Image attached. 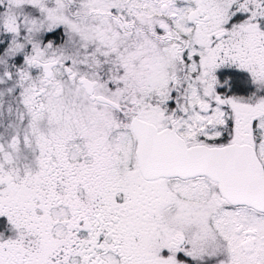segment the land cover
Returning <instances> with one entry per match:
<instances>
[{
	"label": "snow or ice",
	"instance_id": "6c2138e0",
	"mask_svg": "<svg viewBox=\"0 0 264 264\" xmlns=\"http://www.w3.org/2000/svg\"><path fill=\"white\" fill-rule=\"evenodd\" d=\"M0 264H264V0H0Z\"/></svg>",
	"mask_w": 264,
	"mask_h": 264
}]
</instances>
